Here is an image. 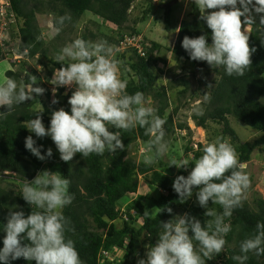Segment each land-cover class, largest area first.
<instances>
[{
    "label": "trees",
    "instance_id": "1",
    "mask_svg": "<svg viewBox=\"0 0 264 264\" xmlns=\"http://www.w3.org/2000/svg\"><path fill=\"white\" fill-rule=\"evenodd\" d=\"M33 1V5L29 6L28 0H6L14 23L10 25L8 31L9 41H0V61L13 55L15 46L12 43L15 40L19 42L16 53L22 60L16 63L10 61L12 68L16 66L19 68L16 72L7 71L6 79L11 77L21 83L19 79L23 74L22 83L25 86L31 87L34 77L33 87L43 89L41 94L33 93V99L15 105L10 114L6 113L0 117V174L14 175L12 182L9 181L11 175L0 176V230L6 224L10 210L23 211L26 216L31 213L32 206L24 201L21 194L25 180L31 182L38 172L45 169L58 171L71 181L69 191L74 199L63 209V214L69 220L70 230L66 235L74 240L83 264H138L141 258L146 259L147 248L156 243L161 231L160 222H166L174 215L184 213L197 217L202 224L211 219L204 215L206 210L201 208L196 200L195 191L198 188L194 189L192 198L183 202L172 187L176 176H187L190 173L195 160L203 154V146L200 144L190 146V142H187L184 149L186 159L193 163L187 168L177 169L174 165L169 166V162H163V158L152 165L145 164V158L136 163L128 157L131 146L138 142L144 144L148 155V143L151 139L145 134V128L137 125L131 130L110 129L120 133L125 145L123 150L118 149L115 153L105 152L102 156L93 153L88 157H82L77 153L72 161H62L50 137L37 138L27 129L28 122L40 111L46 128L55 110L64 108L70 111L68 100L73 93L66 87H58L54 83V71L60 67H67L70 62L57 61L59 50L54 51L56 53L54 57L49 56L48 49L44 47L42 30L37 25L36 14L45 9L46 13L55 16H70V19L65 20L62 30L54 34L53 40L61 41L67 31L70 32L76 27L84 13L89 12L98 17L100 25L110 24L116 29L119 38L105 40L109 44L114 43L118 49L124 36L141 37L133 27L128 26L129 12L135 0ZM143 1L147 3V8L137 22H143L154 10L155 0ZM170 13L171 10L164 9L163 19L167 32H170ZM189 15L191 20L180 23L175 43L167 50L178 63L183 64L180 65L181 68L179 67L180 76H177L179 78L168 83V86L159 83L161 80L155 71L157 63L163 65L166 63L165 58L162 59L159 55L161 45L141 37L139 42L141 53L137 48H128L122 53L117 52L115 56L120 62V68L127 70L125 77H122L128 81L126 91L128 94L143 92L148 104L156 109V114L166 120L164 125L166 141L176 131H187V137H190L186 123H174L173 120V116L183 107L180 100L202 99L197 105V110H201L202 114L198 115L195 112L190 117L191 121L204 131L207 130V122L221 126L219 137L235 147L239 162L247 164L252 153L264 147V104L261 102L264 99V27L255 18L256 24L251 25L249 31V46L256 49L251 56L252 63L243 76L235 74L229 76L223 66L212 67L205 61L191 60L182 48L181 42L185 36L194 38L206 35L208 43H211V30L206 22L200 19L201 13L195 3H192V13ZM58 18L55 17L52 21L54 29ZM124 30L127 33L123 35ZM82 38L87 39L85 36ZM124 53L131 54L126 58ZM34 58L41 61L40 66L38 69L28 70L27 62ZM187 65L189 67H186ZM196 66L199 67L198 70L207 69L214 76L208 87L202 91V97L199 92L190 91L189 79L186 77L189 73L194 78ZM182 70L185 71L183 75ZM46 82L55 85L56 92L52 97L57 101L55 104H48L51 93L46 85L43 86ZM177 87L182 88L177 94V100L180 102L172 110V115H167L171 106L168 92ZM6 111V106H0V112ZM229 117L258 132L260 136L252 142H239L236 132L229 123ZM29 135L36 140L37 146L43 145L42 154L51 148L52 157L41 161L27 150L25 138ZM156 168L167 170L171 177L165 175L164 171H156ZM138 176H147L149 192L142 194L143 196H139ZM127 197H131L130 200L127 203L122 202ZM209 207L217 212L223 211L221 205L213 204L211 201ZM167 208L172 209L171 214ZM146 210L151 213L150 218L143 216ZM118 221L121 222L120 227L117 226ZM258 222H264V200L256 199L253 208L241 201L233 210L232 216L225 219V223L231 226V231L225 236L224 249L211 260H207L206 264H239L233 257L243 255L240 244L244 239L255 235ZM4 235L5 233L0 231V247L3 246ZM118 252L122 253L121 258H117ZM103 253L108 257H104ZM247 256L244 264H264V255L257 256L254 252H249ZM11 264H35V261L19 258L11 261Z\"/></svg>",
    "mask_w": 264,
    "mask_h": 264
},
{
    "label": "clouds",
    "instance_id": "2",
    "mask_svg": "<svg viewBox=\"0 0 264 264\" xmlns=\"http://www.w3.org/2000/svg\"><path fill=\"white\" fill-rule=\"evenodd\" d=\"M193 2L201 13L200 19L211 30V43L206 35L185 36L182 48L193 61L223 66L229 76H243L256 51L249 46L248 29L256 24L253 12L264 14V0ZM68 19L70 16L56 20L57 34ZM259 24L264 26V15L260 16ZM65 58L71 62L67 67L56 69L53 80L58 87L75 88L68 100L70 111L55 110L47 128L40 111L28 122L30 133L37 138L50 137L60 159L69 162L77 153L88 157L93 153L102 156L105 152L123 150L125 145L120 133L110 129L131 130L139 125L151 137L145 164H155L167 155L166 120L156 114L143 92L127 93L128 81L120 78V62L115 59L114 47L108 41L76 38L61 49L57 61ZM34 80L33 77L31 87L11 77L0 83V106L7 108L6 112H0V117L10 114L15 105L33 99V93L43 92L42 88L33 87ZM196 113L199 115L202 111L196 110ZM25 148L41 161L53 155L51 148L42 154L43 145L37 146L32 135L25 138ZM202 152L194 164L186 158L172 159L169 166L180 169L194 165L187 176H176L172 187L183 202L192 198L194 189L198 188L196 200L206 210L204 215L211 219L202 224L197 217L184 213L160 222L156 243L147 248L146 259L141 258L138 264H206L224 249L225 236L231 231L225 219L241 204L250 178L244 171L247 165L239 162L235 147L223 138L206 143ZM70 183L60 172L47 169L38 172L31 182L25 180L21 194L32 211L27 216L23 211H9L7 222L0 230L5 233L0 264H11L19 258L35 264H83L74 240L66 235L70 230L69 220L63 209L74 199L69 191ZM209 201L221 205L223 211L209 207ZM167 211L172 213L171 208ZM143 216L150 218L151 213L146 210ZM240 251L243 255L233 257L239 264H244L249 252L264 255V222H258L255 235L241 242Z\"/></svg>",
    "mask_w": 264,
    "mask_h": 264
},
{
    "label": "rangeland",
    "instance_id": "3",
    "mask_svg": "<svg viewBox=\"0 0 264 264\" xmlns=\"http://www.w3.org/2000/svg\"><path fill=\"white\" fill-rule=\"evenodd\" d=\"M39 1H48V0H39ZM173 0H156L154 7V10L151 14L147 15L143 22H137L138 19H140L143 16L144 10L147 8V3L143 0H135L132 8L129 12V27H133L134 30H136L139 34H141L142 39L145 38L149 41L156 42L161 45L160 50V56L161 58H165L166 63L163 65L162 63H157L156 69L160 71H156V75L159 77L161 82L164 86H168V83L172 82L174 79H177L180 76L179 70L181 68L180 65H183L182 63H178L176 59H174V56L167 52V50L171 49L175 43L178 28L180 26V23L182 21H190V15L192 13V3L194 4L193 0H179L176 3H173L172 6L169 7V10H171L169 22H170V32L165 30V24H164V9ZM6 0H0V5H2ZM29 6L33 5V0H28ZM7 3V2H6ZM239 6V5H238ZM206 11H213V10H206ZM253 15L255 18H257V21L260 22V16L264 14H256L253 12ZM58 18L59 16H55L53 14L46 13L45 9H42L39 13L36 14L37 18V25L42 30V38L44 40V47L48 49L49 56L54 57L56 53H54L55 50H59L61 52V49L69 44L71 41H73L76 38H82L85 36L88 41L96 42L99 40H105L106 38H111L112 40L118 39L117 31L111 25H100L101 21L98 20V17L93 16L91 13L87 12L84 13V15L81 17V19L76 24V27L72 29L70 32L67 31V33L62 37V40L54 41V34L56 33L52 21L54 18ZM135 22V23H134ZM134 25V26H132ZM264 27V26H262ZM19 28V25L17 24V30ZM16 28L14 27L13 30ZM250 31V26L249 29ZM17 33L16 30L14 34ZM123 35L127 33V31L124 30L122 32ZM129 33V32H128ZM91 34L93 37H91ZM16 35V34H15ZM101 36H104L105 38H102ZM15 42V43H14ZM12 44L15 46L13 55L10 57L3 58L0 61V83H2L6 77L5 73L7 71L13 70L16 72L18 70V66L12 68L11 62H18L21 58L16 53V48L19 42L16 40ZM114 47L115 50V56L117 55V52L122 53L124 52L123 49H117L114 43H110ZM125 57L128 58L131 53L127 54L124 53ZM37 58V57H36ZM34 58L33 60H29L27 62L28 70L35 69L40 66L39 60ZM5 59V60H4ZM64 61L71 62L68 58H65ZM19 62H22L20 60ZM21 65V63H20ZM26 65V66H27ZM37 66V67H36ZM180 67V68H179ZM186 67H189L187 65ZM199 67H195L194 69V78L190 76V74H186V77L189 79L190 83V91L191 92H199V95L202 97V91H204L208 84L212 81L214 78L213 74L211 72H208L207 69H199ZM127 70H123L120 68V78L125 77ZM188 72V71H187ZM208 72V73H207ZM185 73V71L182 70V75ZM181 75V76H182ZM23 80V74L21 75L19 82H22ZM46 85V86H45ZM43 86L49 88L51 96L48 100V104L52 105L54 99L52 98L55 94V85L54 83H44ZM71 92L75 90L74 87H68ZM182 88H174L173 90L168 92V97L171 100V106L169 107L167 111V115H172V110L177 107L179 102L183 106L178 113L173 116L174 123L179 122H185L188 129H189V135L190 137H187V131H176L173 135H171L168 139L169 143V151L167 155L163 158V162H169L172 159L180 160L185 159L186 154L184 152L185 147L187 146V142H190V146H195L196 144H200L201 146H205L206 143L214 140L215 138L220 136L221 126H217L215 124H212L210 122H207V130L204 131L200 128H197L195 124L191 121L190 117L192 114H194L197 110V105L202 101L196 100L192 101L188 98H183V100H180L178 102V92H180ZM200 97V98H201ZM44 99V98H43ZM262 104H264V99L261 100ZM229 123L233 130L236 132L238 136L239 142H252L256 140L260 134L256 131H253L249 129L248 127L240 124L236 120L229 117ZM228 142V141H227ZM145 145L141 143H136L135 145L131 146L128 157L130 160L134 162H139L144 156L147 155ZM189 157V156H188ZM191 158V157H190ZM247 167L244 171L247 172L250 178V185L245 190L243 194L242 201L245 202L250 208L254 207V201L256 199L261 198L264 200V147L261 148V150H256L252 153L250 162L246 164ZM156 171H164L165 175L171 177V175L168 173L167 170L160 168H156ZM4 176L11 175V179L9 181H13L14 175L13 174H0ZM149 176V175H148ZM147 176H138L137 180L139 183V196H143L142 194H145L146 192H149L148 186H147ZM4 187V184L2 185ZM131 197H127L122 202L127 203V201L130 200ZM117 226H121V222H117ZM117 258L122 257V253H116Z\"/></svg>",
    "mask_w": 264,
    "mask_h": 264
},
{
    "label": "built area",
    "instance_id": "4",
    "mask_svg": "<svg viewBox=\"0 0 264 264\" xmlns=\"http://www.w3.org/2000/svg\"><path fill=\"white\" fill-rule=\"evenodd\" d=\"M14 23V17L10 13L8 4L4 2L3 7L0 5V41H9L8 31L10 25ZM141 40L140 36L130 35L124 36L123 40L120 42L119 49L126 50L128 48H137L138 52L141 53V47L139 42ZM104 257H108L106 253H103Z\"/></svg>",
    "mask_w": 264,
    "mask_h": 264
},
{
    "label": "water",
    "instance_id": "5",
    "mask_svg": "<svg viewBox=\"0 0 264 264\" xmlns=\"http://www.w3.org/2000/svg\"><path fill=\"white\" fill-rule=\"evenodd\" d=\"M176 2H177V0H173L172 2L167 4V6H166L167 10L169 9L170 6H172L173 3H176Z\"/></svg>",
    "mask_w": 264,
    "mask_h": 264
}]
</instances>
